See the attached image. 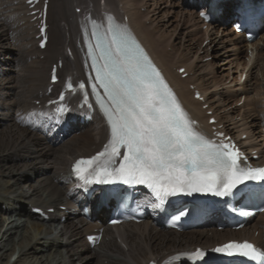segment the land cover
<instances>
[{
    "label": "bare ground",
    "instance_id": "bare-ground-1",
    "mask_svg": "<svg viewBox=\"0 0 264 264\" xmlns=\"http://www.w3.org/2000/svg\"><path fill=\"white\" fill-rule=\"evenodd\" d=\"M234 1L237 0L205 2L204 8L216 4L221 13L213 21L204 23L198 15L195 0L192 3L189 0H50L47 11L49 37L44 50L38 46L37 37V24L41 20L33 18L37 14L30 13L26 0L0 3V8L8 11L6 20L0 18V163L7 164L5 186H1L5 182L4 175L0 177V199L4 201L9 197L7 205L13 206H0V224L6 226L2 232L0 230V264L16 236L20 239L17 245L21 253L47 238L49 244L43 248L54 255L48 264H93L92 259L98 264H147L151 260H166L177 252L193 251L197 246L212 247L234 237L254 239L264 248V212L237 230L220 229L210 220L197 228L178 232L162 228V217L157 214L142 222L110 226L106 224L104 205H100V214L94 210V217L88 219L82 214L85 200L79 199V190L71 179L70 164L75 157L89 155L108 142L109 126L97 111L89 121L76 118L78 114L89 113L85 107L78 106V93L68 95L73 108L60 123L55 119V105L46 103L56 96L66 79L89 75L86 48L95 45L93 23L107 25L108 13L113 12L119 19L128 18L134 33L174 85L191 116L198 118L205 129L210 130L208 120L216 116L215 125L223 124V130L237 135L230 121L238 114L244 116L251 112V122L244 125L253 133V140L241 139L240 144L249 150H258L255 162L263 164L262 84L259 99H249V94L252 96L254 89L250 90V85L254 82L255 69L264 73V32L250 44L254 56L250 64L247 63L242 58L247 35L228 28ZM42 3L40 0L33 9L41 8ZM204 25L206 29L202 28ZM12 44L18 47L26 70L20 75L12 71ZM205 58L211 60L204 62ZM60 62L61 79L52 84V65ZM222 65L227 73L219 79L210 76L214 68ZM181 67H186L188 72L185 78L177 72ZM236 70L240 75L245 71L247 81L237 87L239 78H232L231 85L223 91L217 90L219 83L223 85ZM190 84L195 88L191 89ZM196 89L205 96L204 101L194 97ZM242 93L247 94L246 100L238 106ZM203 104L208 107L202 108ZM208 110L213 113L208 115ZM66 119H70L72 126L68 132L62 129ZM21 173L26 174L20 177ZM29 173L31 178L26 177ZM61 205H66L69 211L61 209ZM36 206L55 207V210L48 212V217H40L32 212ZM73 210L75 212L71 213ZM18 219H22L20 225L16 222ZM24 227L27 232L33 231L26 238ZM101 228L104 233L100 242L90 243L87 235L97 233L96 230ZM43 248L39 247V250ZM57 251L58 258L55 257Z\"/></svg>",
    "mask_w": 264,
    "mask_h": 264
},
{
    "label": "snow or ice",
    "instance_id": "snow-or-ice-1",
    "mask_svg": "<svg viewBox=\"0 0 264 264\" xmlns=\"http://www.w3.org/2000/svg\"><path fill=\"white\" fill-rule=\"evenodd\" d=\"M92 36L96 40L94 48L89 45L96 73L92 94H97L99 86L107 97L111 139L96 157L76 163L73 170L80 179L90 182L91 177L100 182L104 176L105 182L113 177L125 184L146 185L161 200L177 192L211 191L228 196L245 180L264 181V168H239L234 146L213 144L193 129L176 97L126 28L109 24L101 33L94 26ZM121 149L122 161L114 168ZM216 251L264 261V253L247 242H232Z\"/></svg>",
    "mask_w": 264,
    "mask_h": 264
},
{
    "label": "rangeland",
    "instance_id": "rangeland-1",
    "mask_svg": "<svg viewBox=\"0 0 264 264\" xmlns=\"http://www.w3.org/2000/svg\"><path fill=\"white\" fill-rule=\"evenodd\" d=\"M2 1L3 0H0V3ZM7 16H8V11H6L4 8L3 9L0 8V18L2 20H6L7 19ZM234 23H235V18L232 17L231 20L228 21V28L235 31L236 30V27H235ZM202 28L205 29L206 26H203ZM12 46H13L12 47L13 49H11V51L13 52V58L11 59V61H12V65H13L12 68H14V69H12V71L14 73L17 72L16 74L17 75H20V74L25 73L26 70H25V67H24V63L22 62V59H21L22 57H21V54L19 52L18 47L16 45H13V44H12ZM68 51H69V49H68ZM221 53L223 54L224 52H221ZM242 58L247 63L248 62L250 63L251 60H252V54H251V52L248 49V44L247 43H245V45L243 46ZM209 60H211V58H205L203 61L206 62V61H209ZM224 66L225 65H222V67L217 66L216 68H214L215 69V71H214L215 73L214 72H213V74L211 73L210 76L212 75L214 78H216L218 76L217 79H219V77L222 74L227 73L226 71H223V67ZM234 69H236V68H234ZM259 69H260V67H259ZM236 71L232 74L231 78H227L225 80V82H224L223 85H222V83H221V85L219 83V87L217 88V90L223 91L227 85H231L232 83L230 81L232 80V78H234V79L235 78H237V79L239 78V80H240V71H238V70H236ZM253 76H254V79L252 81H254V82L251 83L250 90H252V88H254V89H253L252 96H250V94H249V97H250L249 99H251L252 97H254V99L257 100V99L260 98L258 96V91H261V84H262V92L264 91V73H263V71H261V70L259 71L258 68H256L255 71H254V75ZM225 77H227V76H225ZM214 81H215V79H214ZM246 81H247V79L241 78L240 83L236 84V86L239 87L240 85L244 84ZM252 85H253V87H252ZM192 86L193 85H190L191 88H192ZM221 96L224 97L223 94H220V97ZM246 96H247L246 93H242L241 94V98L242 99L240 101H238V104H237L238 106H241V105L244 104V102L246 100ZM246 107H249V106L247 105ZM257 108L259 109L260 108V105L257 106ZM252 118L253 117L251 115V112H249V114H246L244 116H242L241 114H238L237 116L234 117V119L232 121H230L231 123L232 122H236V123H232V124H233V128L234 129H237V131H236L237 134L238 133H241L242 131H245V130L247 131V133H246L247 134V137H244V140L245 139H247V140H253V133L249 131V127L248 126L246 128L245 125H244L245 122H251V119ZM256 119H258V114H257ZM255 123H257V122H255ZM0 165H1L0 166V171H1L0 172V177H1V175L2 176L4 175V178H5V182L1 186H5L6 185V178H7V171H6L5 168H6L7 164L0 163ZM22 174L24 175L26 173H21V176L20 177H24ZM26 177L31 178L32 177V174L29 173ZM37 178L38 177L33 178V182L34 183L37 181ZM16 180H18V178H16ZM0 182H2V181H0ZM22 185H25V184H22ZM26 188L28 189V187H25V189ZM8 199H9V197H6L4 199V201L0 199V206L5 205L6 207H9V208L13 207L11 205H7L8 204L7 203V200ZM15 214H16V216H20L17 213H15ZM16 222L20 225V223L22 222V219H18ZM5 227H6L5 225L2 227V225L0 224V230H1V232L5 229ZM27 230L28 229L26 227H24V231H25V234L24 235H25V238L28 237V235H30L31 233H33L32 230H30L28 232H27ZM55 231H56V229H55ZM257 234H258V231L255 232V235H257ZM18 241H20L19 236H16V240L13 241V243L11 244V249L8 250L7 254L4 256V258H2L3 264H6V263H9V264H44V263H47L48 261H52L54 259V255H52L53 253H51V252L47 251V249H45V248H47V246L49 244L47 238H43L42 240H39L38 241V244L36 246L33 245L34 247L28 248L27 250H25L24 253H21L20 250L18 249V245H17L18 244ZM12 245H14V246H12ZM43 245L45 246V248H43ZM15 246H16V248H15ZM39 247H42L44 250H39ZM59 252H61V250ZM49 253H51V254H49ZM58 256H59V253L57 251L55 253V257L58 258ZM92 262H93V264H98V261L95 260V259H92ZM52 264H55V263L53 262Z\"/></svg>",
    "mask_w": 264,
    "mask_h": 264
}]
</instances>
